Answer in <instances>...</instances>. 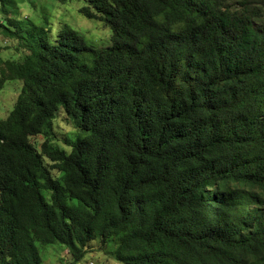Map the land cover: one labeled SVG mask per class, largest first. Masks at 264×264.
I'll return each mask as SVG.
<instances>
[{
    "label": "trees",
    "instance_id": "1",
    "mask_svg": "<svg viewBox=\"0 0 264 264\" xmlns=\"http://www.w3.org/2000/svg\"><path fill=\"white\" fill-rule=\"evenodd\" d=\"M80 13L109 28L108 48L68 24L53 42L48 13L0 22L27 52L0 59L22 82L0 120V264H42L38 243L79 261L98 238L125 264H264V0ZM61 109L70 153L51 143Z\"/></svg>",
    "mask_w": 264,
    "mask_h": 264
},
{
    "label": "rangeland",
    "instance_id": "2",
    "mask_svg": "<svg viewBox=\"0 0 264 264\" xmlns=\"http://www.w3.org/2000/svg\"><path fill=\"white\" fill-rule=\"evenodd\" d=\"M17 7L7 8L6 14L2 10L0 3V22L5 18H15L30 21L41 18L44 13L49 14L50 39L55 42L59 31L66 24L83 34L86 39L95 47L106 49L110 46L109 28L102 22L90 20L80 13V9L89 5L90 0H67L60 3L56 0H16ZM225 5L238 8L240 0H223ZM18 12V14H16ZM26 50L21 46L20 41L7 37L0 28V59L3 61H19L26 55ZM1 69V67H0ZM22 82L20 80H3L0 71V120L6 119L20 94ZM77 129L67 117L65 111L61 109L56 116L54 123V137L52 144L66 151L71 152V144L77 136ZM46 137L39 135L32 137L31 142L37 150L41 152L42 144ZM46 166L50 169L55 178H59V172L53 168V162L44 158ZM49 165V166H48ZM52 167V168H51ZM56 172V173H55ZM50 198V191L46 192ZM104 242V243H103ZM42 264H125L119 261L112 253V246L108 245L101 238L92 240L87 245V252L79 260H75L72 252L63 244L54 243L44 246L38 243ZM77 261V262H76Z\"/></svg>",
    "mask_w": 264,
    "mask_h": 264
},
{
    "label": "bare ground",
    "instance_id": "3",
    "mask_svg": "<svg viewBox=\"0 0 264 264\" xmlns=\"http://www.w3.org/2000/svg\"><path fill=\"white\" fill-rule=\"evenodd\" d=\"M40 160H41V158H40ZM55 165V164H54ZM38 166V165H37ZM49 166V165H48ZM35 167V166H34ZM33 167V168H34ZM52 168V167H51ZM31 170V169H30ZM47 170V169H46ZM48 171V170H47ZM56 171H58V170H56ZM59 172V171H58ZM56 173V172H55ZM61 173V172H60ZM45 192H47V191H45ZM103 241V240H102ZM104 243V242H103ZM77 262V261H76Z\"/></svg>",
    "mask_w": 264,
    "mask_h": 264
}]
</instances>
